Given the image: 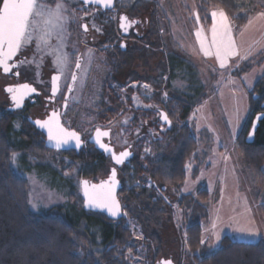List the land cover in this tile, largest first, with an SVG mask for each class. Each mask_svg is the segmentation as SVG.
<instances>
[{
	"label": "rangeland",
	"instance_id": "rangeland-1",
	"mask_svg": "<svg viewBox=\"0 0 264 264\" xmlns=\"http://www.w3.org/2000/svg\"><path fill=\"white\" fill-rule=\"evenodd\" d=\"M258 1L261 5L249 19L252 23L235 26L239 47L248 56L240 64L232 60L228 68L220 69L212 60L197 53L195 31L199 29L201 18L205 20L197 0H119V9L146 22L145 27H139L140 37L132 35L123 39L114 21L115 38L125 41L126 50L130 51L128 56L133 59L125 64L117 59L116 53L111 56L102 52L95 55L96 65L92 71L87 63L83 67L77 86L81 109L70 111L72 128L90 137L97 127L110 126L118 150L131 146L143 156L155 152L165 155L173 145L172 139L166 137L167 123L162 121L163 112L167 111L171 115V127L190 125L189 130L201 144V163H190L193 157L187 161L185 184L179 190L167 187L170 204L165 206L160 227H149L150 231L158 233L163 243L158 257L155 256L157 245L144 233L147 225L140 220L142 212H124L133 239L120 248L119 253L128 264H160L163 259L172 260L174 264H193L187 233L193 210L184 207L186 203L182 198L192 194L200 202L199 192L204 189L209 192L208 201L202 202L209 214V218L203 220L207 251L217 250L226 235L236 241L264 244V186L251 181L236 145L244 119L249 111H254L252 97L260 95L256 83L260 79L264 82V17L260 15L264 13V0ZM41 2L53 8L57 2L65 4L64 15L68 22L64 26L66 46L63 51L73 61L72 72L79 45L94 54L93 48L84 41L80 23L73 25L71 8L78 5V0ZM51 44L60 48L55 36ZM39 51L49 52L43 44ZM7 81L9 79L0 72V116L8 103L1 88ZM178 99L194 105L184 122L179 121L177 114ZM117 103L120 108L116 112ZM32 112L35 111L17 113L11 131L12 142L19 148L12 155L11 165L14 172L28 182L29 210L37 213L54 209V214L74 225L81 239V251L95 254L99 262L106 247L103 242L106 231L97 214L84 209L81 184L85 178L99 181L106 177L113 162L110 158L106 175L84 176L82 163L72 156L62 155V151L29 150L21 132L23 122ZM196 166H200L198 175L194 173ZM125 169L123 166L119 170L123 185H138L128 179L124 183L123 178L128 176Z\"/></svg>",
	"mask_w": 264,
	"mask_h": 264
},
{
	"label": "trees",
	"instance_id": "trees-1",
	"mask_svg": "<svg viewBox=\"0 0 264 264\" xmlns=\"http://www.w3.org/2000/svg\"><path fill=\"white\" fill-rule=\"evenodd\" d=\"M199 12L203 17L214 8L224 10L234 25L244 26L254 9L261 5L258 0H197ZM129 50L118 49L116 57L127 64L133 59L128 56ZM120 64V63H119ZM257 99L252 97V107L247 119L237 136L236 145L251 181L260 187L264 186V117L260 121L255 139L248 142L253 120L258 113H264V82L256 83ZM254 88V89H255ZM116 102L118 100H115ZM177 114L179 121L184 122L191 114L194 105L178 99ZM118 104V103H117ZM120 104L116 105V112ZM0 116V264H128L119 253L120 248L128 245L133 239V231L127 224V216L115 221L103 213H96L100 225L104 226L106 235L103 242L102 260L97 262L95 254L81 251V239L73 224L67 219L54 214V209L32 213L29 210L26 179L19 177L13 170L11 159L17 148L12 142L11 131L15 114L6 111ZM113 114L115 111H111ZM171 120V115L168 114ZM172 122V121H171ZM190 125H167V140L173 142L168 154L142 155L141 151L124 165L128 175L124 177L133 184L123 185L119 197L124 203V212H142L140 220L144 221V233L157 245L155 256L162 252L163 243L157 232L149 227H160L165 206H169L167 187L178 190L187 179V161L198 148L195 134ZM28 142L31 151L58 152L47 148L43 133L38 131L28 120L23 122L21 132ZM61 152V151H60ZM62 155L72 156L82 163L84 176L106 175L109 157L92 144L76 150L62 151ZM123 168V167H122ZM120 170V169H119ZM198 175V172H196ZM128 182V181H127ZM195 195L186 194L182 201L184 207L193 210L187 228L188 248L193 264H264V244L262 242H243L233 240L226 235L217 250L207 251L208 245L203 241V220L209 218L208 209L202 202L209 199L208 190L199 192L201 201ZM84 207V199H83ZM264 217V204L262 206ZM95 213V212H94ZM103 235V234H102Z\"/></svg>",
	"mask_w": 264,
	"mask_h": 264
},
{
	"label": "flooded vegetation",
	"instance_id": "flooded-vegetation-1",
	"mask_svg": "<svg viewBox=\"0 0 264 264\" xmlns=\"http://www.w3.org/2000/svg\"><path fill=\"white\" fill-rule=\"evenodd\" d=\"M118 2L119 0H116V5L113 9H104L100 6L85 4L82 3L81 0H78V5L76 7L72 6L71 11L74 16L73 25L77 21L80 23V29L82 32L81 34H83L84 41L87 46L93 48L92 51L94 52L91 62L89 63L88 56L89 51L91 50L84 49L82 45H79V48H77L75 59L79 58L81 62V69H76L74 66L72 70V73L77 75V81L74 85L70 79V76L68 77L69 74L61 75L58 69H55V55L49 54V52L45 53L43 51L37 50L38 43L34 37L30 44L21 46L14 59L7 61L8 66L12 65L9 73H4L2 66L0 67V72L9 79V81L1 85V88L8 99V103L5 106L6 111L13 112L15 115L20 112L29 113L31 111H35L28 114L27 119L32 125L36 127L38 131L43 133L44 140H46V135L39 129L40 124L36 122H44L49 120L53 112L58 114V118L61 117L65 126L69 128L73 127V116L71 115L70 111H80L81 109V104L79 101L80 92L77 91V86L80 80V75L83 71V67L86 66V63L89 64V67L92 71L93 66L96 65L94 60L95 55L106 52L112 56L114 53L118 52L117 49L126 50L125 41H120L119 38H115L114 21H117L118 30L123 39L129 38L132 35H138L140 37L139 27H145L146 22L141 17H131L129 13L126 12V10L119 9ZM0 7H2V4H0ZM123 17H127V20L122 19ZM122 24L129 25L126 31L123 27H121ZM84 25H87L86 31L84 29ZM56 75H61V78L58 81V90L54 93L53 77ZM23 83L34 85L37 92L34 96L26 100L22 109L13 110L11 108L17 103V100L13 99V97L15 96L18 98V95H15L16 87ZM68 87L73 88L71 94H69L67 91ZM9 88H12L13 91L9 92ZM97 128H102L103 130L111 128V144L115 146L112 137L113 128L110 126H101ZM94 132L90 135V137H87L85 134H83L84 140L87 142L85 147L88 144H92L90 143L89 139L94 134ZM104 132L107 131L104 130L102 133ZM98 141L100 143L98 148L105 154L107 147H101L100 145L104 144L106 146L107 142H109L107 136L101 135V138L98 139ZM92 145L96 147L95 144ZM116 150L117 152L127 151L130 154L131 152H134L131 146L120 150L116 148ZM108 157L112 160L111 156ZM128 161L129 160L125 161L120 168H122ZM112 162L113 165L111 168L114 166L118 167L116 161L112 160Z\"/></svg>",
	"mask_w": 264,
	"mask_h": 264
},
{
	"label": "snow or ice",
	"instance_id": "snow-or-ice-1",
	"mask_svg": "<svg viewBox=\"0 0 264 264\" xmlns=\"http://www.w3.org/2000/svg\"><path fill=\"white\" fill-rule=\"evenodd\" d=\"M82 3H95L97 5H103L105 8H110L113 4V0H81ZM0 65L4 70L9 71L7 61L12 59L13 56L20 50L22 45L30 44L33 37L39 41L37 49L40 50V44L46 46L49 50V54L55 55V66L61 75L68 73L73 85L77 81V75L71 72L73 61L69 54L63 51L66 46L64 40V26L68 22V17L64 15L66 11L65 4L57 2L55 7H50L41 0H0ZM215 18L219 15V26L214 25L212 28L213 44L215 45V55L220 61V67L225 68L229 57L238 56L239 52L236 48L234 41L230 35V26L228 24V18L224 12L219 14L213 13ZM264 17V13L260 14ZM122 19L127 20V17ZM252 21H249L251 24ZM129 25L122 24L121 27L127 30ZM85 31L87 25H84ZM200 33L197 32V36ZM53 36L60 43V48L57 49L51 44ZM201 47H204L203 42ZM210 51H205V55H211ZM245 59L247 57H244ZM92 54L89 51L88 60L91 62ZM74 66L76 69H81V62L79 58L76 59ZM61 75L53 77V92L58 90V81ZM86 75V73H85ZM23 88H28L27 85H23ZM147 87V85H145ZM9 92L13 89L9 88ZM34 91V89H33ZM68 93L73 91L72 87H68ZM13 99H16L14 96ZM17 106H19V100H17ZM164 119L167 121L168 117L165 114ZM36 123L40 124L41 128H47L48 138L50 141H55V147L61 148L63 145H67L70 141H75V146L79 147L81 139L76 132L67 131L60 123L58 114L53 112L49 120ZM101 135H108L107 132L101 133L97 131V139ZM101 147H106L104 144ZM110 150V149H109ZM127 151L121 152L118 156H115L117 164H122L124 158L129 156ZM15 158V154L13 156ZM115 170L112 171V179L108 182L100 185H92L89 188L87 182H84V194L87 197L89 206H97L106 208L112 216H119L121 214L119 201L115 198L114 189L118 183L115 180ZM33 207H36L34 204ZM217 239L219 237L217 236ZM164 264H171L170 261H165Z\"/></svg>",
	"mask_w": 264,
	"mask_h": 264
},
{
	"label": "water",
	"instance_id": "water-1",
	"mask_svg": "<svg viewBox=\"0 0 264 264\" xmlns=\"http://www.w3.org/2000/svg\"><path fill=\"white\" fill-rule=\"evenodd\" d=\"M89 5H95V6H100V7H102V8H104V9H113V8H115V5H116V0H113V4H112V6L110 7V8H105L103 5H97V4H95L94 2L93 3H88ZM18 53V52H17ZM17 53L13 56V58L12 59H14L15 57H16V55H17ZM2 65H0V67H1ZM12 68V65H10L9 66V71H5L4 70V68H3V66H2V69H3V72L4 73H9L10 72V69ZM23 85H27L28 86V88H23L22 86ZM33 89H34V91H33ZM36 90H35V87H34V85H32V84H29V83H23V84H20V85H18L17 87H16V93H15V95H18V98H16V100H19V106H17V103L15 104V106H13L11 109H13V110H17V109H22L23 107H24V105H25V102H26V100L27 99H29L30 97H32V96H34L35 94H36ZM259 97V95L258 94H255L254 95V99H257ZM167 115V113L166 112H163V118H162V121L164 122V123H167V125H168V127H171V120H170V118L168 117V115H167V117H168V119H167V121L164 119V115ZM264 117V113H258L257 115H256V117L254 118V120H253V125H252V128H251V131H250V133H249V135H248V138H247V141L248 142H252L254 139H255V136H256V132H257V129H258V127H259V125H260V121H261V119ZM59 119V123L67 130V131H69V132H76L78 135H79V137H80V139H81V144H80V146L79 147H76L75 146V141H70V143L69 144H67V145H63L61 148H56L55 147V141H50L49 140V138H48V130H47V128H41L40 126H39V129L41 130V131H43L44 132V134L46 135V140H45V144H46V146H47V148H49V149H52V150H55V151H70V150H76L77 152H80L81 151V149L82 148H84L85 147V145H86V141L84 140V135L81 133V132H79L77 129H75V128H69V127H67V126H65L64 124H63V122H62V119H61V117H59L58 118ZM105 131H107V133H108V135H106L107 136V138H108V140H109V142H107V144H106V147H107V150L105 151V154H106V156L108 157V156H111L112 157V160L113 161H115V156H118L121 152H117V150H116V147L113 145V144H111V128H108V129H104ZM102 128H97L96 129V131L94 132V134L91 136V138L89 139V141H90V143H92V144H95L96 145V147H97V149H99L98 147H99V141H98V139H97V131H99V132H103L104 131ZM101 138V136L99 137V139ZM110 149V150H109ZM100 150V149H99ZM101 151V150H100ZM103 152V151H102ZM134 156V152H131V154L129 155V157H126L125 159H124V162L125 161H127V160H130L132 157ZM123 162V163H124ZM123 163L122 164H117L118 165V167L120 168L122 165H123ZM118 167H116V166H114V167H112L111 169H110V173H109V175H107L106 177H104V178H102V179H100L99 181H95V180H91V179H87V178H85V179H83L82 180V194H83V199H84V209L86 210V211H91V212H95V213H103V214H105L107 217H109L110 219H112V220H115V221H118V220H121L123 217H124V206H123V203H122V201H121V199H120V197H119V192H120V190L123 188V183H122V181H121V179H120V177H119V168ZM113 169L115 170V173H116V176H115V180L118 182L116 185H115V189H114V195H115V198L119 201V204H120V209H121V214L119 215V216H112L111 215V213L106 209V208H103V207H97V206H89L88 205V202H87V197L85 196V194H84V182H87V184H88V186H89V188H91V186L92 185H100V184H102V183H105V182H108V181H110L111 179H112V171H113ZM165 261H170L171 262V264H174V262L172 261V260H166V259H163L161 262H160V264L162 263H164Z\"/></svg>",
	"mask_w": 264,
	"mask_h": 264
},
{
	"label": "crops",
	"instance_id": "crops-1",
	"mask_svg": "<svg viewBox=\"0 0 264 264\" xmlns=\"http://www.w3.org/2000/svg\"><path fill=\"white\" fill-rule=\"evenodd\" d=\"M221 11L224 12L228 18V24L230 26V35H231V38L234 41V44H235V46L239 52L238 56H232V57L228 58L225 68L229 67L232 60L235 62H238V64H240L243 61L244 57H248L247 53L244 52V54H243V52L241 51V48L239 47V44L237 41V36L235 33V25H234L233 21L230 19V17L227 15V13L224 10L219 9V8L212 9L209 12V14L207 15V17L204 18L205 19L204 21L201 18V21H200L201 23H200L199 29H197L195 31V40L194 41H195L196 50L198 49L197 53H199L200 56L205 57L207 60H212L218 68L225 69V68L220 67V61L217 58V56L214 54L215 53V45L213 44V36H212L213 26L214 25L219 26V15H217L214 18L212 14L214 12L219 14ZM197 32L200 33L199 36H197ZM202 42L204 44L203 48L201 47ZM206 50L210 51L212 54L211 55H205ZM249 113H250V111L248 112V115H249ZM248 115H247V117H248ZM247 117L244 119L243 123L245 122ZM243 123L241 125V128L243 126ZM241 128L239 129V132H240ZM239 132H238V134H239ZM238 134H237V136H238ZM200 149H201V144L198 142V148H197L196 152L194 153L193 158L189 161L190 163H195V164L201 163L200 157L202 156V153H201ZM200 154H201V156H200ZM188 165H189V163L187 164V170H188ZM200 166H196V168L194 169V173L199 172ZM187 176H188V174H187ZM204 234H205V229H204V225H203V235ZM203 241H204V243L207 244V241L204 240V236H203Z\"/></svg>",
	"mask_w": 264,
	"mask_h": 264
}]
</instances>
